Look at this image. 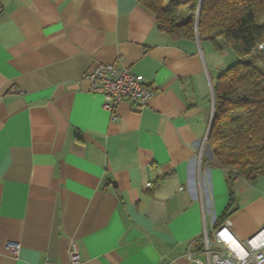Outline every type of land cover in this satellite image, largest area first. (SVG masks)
Masks as SVG:
<instances>
[{
	"label": "crops",
	"instance_id": "crops-1",
	"mask_svg": "<svg viewBox=\"0 0 264 264\" xmlns=\"http://www.w3.org/2000/svg\"><path fill=\"white\" fill-rule=\"evenodd\" d=\"M0 7V264H68L73 245L81 264H200L224 219L240 240L264 226V175L230 186L204 146L232 49L172 39L141 0ZM100 63L140 76L147 105L113 120L86 78Z\"/></svg>",
	"mask_w": 264,
	"mask_h": 264
},
{
	"label": "trees",
	"instance_id": "trees-1",
	"mask_svg": "<svg viewBox=\"0 0 264 264\" xmlns=\"http://www.w3.org/2000/svg\"><path fill=\"white\" fill-rule=\"evenodd\" d=\"M141 2L172 39H195L198 29L200 40L220 50L230 48L240 58L215 81L207 145L230 186L240 177L254 180L264 175V0ZM260 47L263 50L255 55Z\"/></svg>",
	"mask_w": 264,
	"mask_h": 264
},
{
	"label": "built area",
	"instance_id": "built-area-1",
	"mask_svg": "<svg viewBox=\"0 0 264 264\" xmlns=\"http://www.w3.org/2000/svg\"><path fill=\"white\" fill-rule=\"evenodd\" d=\"M86 78L92 83V92L104 97L105 107L113 120H118L116 108L123 101L130 100L136 109H142L155 93L140 76L114 63L98 64ZM202 243L206 259H198L200 264H264V226L246 240H240L235 235L232 220L226 218L217 224L212 237L205 232ZM8 247L16 253L19 243L10 242ZM68 264H81V255L75 245L70 250Z\"/></svg>",
	"mask_w": 264,
	"mask_h": 264
},
{
	"label": "water",
	"instance_id": "water-1",
	"mask_svg": "<svg viewBox=\"0 0 264 264\" xmlns=\"http://www.w3.org/2000/svg\"><path fill=\"white\" fill-rule=\"evenodd\" d=\"M200 3H202V0H200ZM199 13V12H198ZM198 16H199V14H198ZM198 16H197V19H198ZM197 35H196V37H197V39L198 40H200L199 39V36H198V29H197ZM214 96V95H213ZM214 112H215V98H214ZM213 121V120H212ZM211 126H212V122H211V125H210V128H209V131H208V135H209V132H210V130H211ZM208 135L206 136V139H205V141H204V146L206 145V142H207V139H208ZM203 146V147H204ZM204 151V148H203V150H202V152Z\"/></svg>",
	"mask_w": 264,
	"mask_h": 264
},
{
	"label": "rangeland",
	"instance_id": "rangeland-1",
	"mask_svg": "<svg viewBox=\"0 0 264 264\" xmlns=\"http://www.w3.org/2000/svg\"><path fill=\"white\" fill-rule=\"evenodd\" d=\"M261 50H263V47H260L256 50L255 55H259L261 53ZM240 60V59H239ZM237 60V61H239Z\"/></svg>",
	"mask_w": 264,
	"mask_h": 264
}]
</instances>
